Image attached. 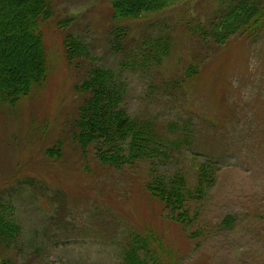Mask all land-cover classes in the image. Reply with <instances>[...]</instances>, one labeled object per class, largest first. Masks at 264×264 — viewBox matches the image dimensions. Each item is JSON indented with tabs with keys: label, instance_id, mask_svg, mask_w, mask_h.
I'll return each instance as SVG.
<instances>
[{
	"label": "rangeland",
	"instance_id": "obj_1",
	"mask_svg": "<svg viewBox=\"0 0 264 264\" xmlns=\"http://www.w3.org/2000/svg\"><path fill=\"white\" fill-rule=\"evenodd\" d=\"M111 1L58 0L43 28L47 79L14 107L0 104V197L21 225L14 247L0 245V262L123 264L120 244L137 230L162 239L167 264L174 257L177 264H264V15L251 34L216 45L193 28L222 22L228 2L188 0L147 20L119 23L130 26L120 53L111 44ZM252 1L264 10V0H251L256 7ZM70 32L87 42L89 62L128 81L125 106L132 115L155 120L159 130L171 125L188 133L192 150L163 159L166 175L182 170L193 182L205 159L219 161L215 185L197 203L204 236L192 238L146 190L151 160L108 166L74 140L84 102L75 87L88 60L65 57ZM168 36V58L148 52L160 65H132L148 38L157 44ZM192 64L197 74L187 79ZM59 143L60 154L50 155ZM227 216L235 223L225 229L220 222Z\"/></svg>",
	"mask_w": 264,
	"mask_h": 264
},
{
	"label": "trees",
	"instance_id": "obj_2",
	"mask_svg": "<svg viewBox=\"0 0 264 264\" xmlns=\"http://www.w3.org/2000/svg\"><path fill=\"white\" fill-rule=\"evenodd\" d=\"M57 1L0 0V104L8 102L14 107L17 101L29 95L34 85L47 79L49 55L43 28L44 23L55 16ZM187 1L112 0V47L120 53H124L127 48L125 46L122 51L130 26H121L119 23L147 20L173 7L184 5ZM226 1L228 10L222 22L211 21L205 28H193L196 35L221 45L237 35L246 32L251 34V28L263 17L264 10L254 1L256 7H252L251 0ZM62 21L60 25L65 27L71 20L68 18ZM148 40L144 42L146 50L142 55L138 53V58L133 60L134 67L144 68L143 63L148 66L161 64L159 59L148 55L152 48V53H158L160 59L168 58L172 48L171 37L160 38L157 44ZM64 46L68 61L88 60L87 75L75 87L84 96V102L74 119L73 132V138L82 151L90 148L94 153L98 151L99 154L95 155L101 163L116 168L151 160L153 170L144 183L146 190L170 211L172 220L191 233L192 238H199L201 233L204 236L206 228L197 227L203 221L200 212L198 214L196 210L197 203L206 200L208 192L215 185L214 176L220 170L219 161L205 159L206 162L204 160L201 164L193 182L182 170L166 175L160 168L163 159L169 160L173 154L192 150L188 133L171 125L159 130L155 120L132 115L125 106L129 92L128 81L112 68L89 62L93 55L83 37L70 32L65 37ZM76 65L80 67L81 63ZM195 65L190 67L187 79L192 78L191 72L197 74ZM61 149L59 143L49 154L58 155ZM12 211L10 204L0 197V245L5 248L15 246L21 230L20 223L9 218ZM234 223V217L227 216L220 222V226L228 229ZM154 236L151 231L137 230L125 234L120 244L123 264H167L161 249L162 239ZM174 258L171 261L177 264V258ZM0 264L17 262L6 258Z\"/></svg>",
	"mask_w": 264,
	"mask_h": 264
}]
</instances>
